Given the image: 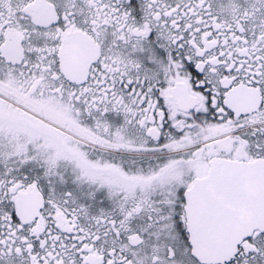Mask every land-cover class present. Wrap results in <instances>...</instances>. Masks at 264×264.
Masks as SVG:
<instances>
[{
  "label": "snow or ice",
  "instance_id": "obj_1",
  "mask_svg": "<svg viewBox=\"0 0 264 264\" xmlns=\"http://www.w3.org/2000/svg\"><path fill=\"white\" fill-rule=\"evenodd\" d=\"M0 264H264V0H0Z\"/></svg>",
  "mask_w": 264,
  "mask_h": 264
}]
</instances>
